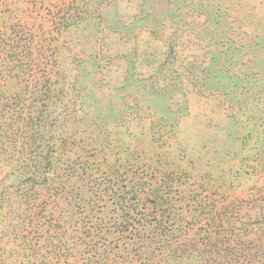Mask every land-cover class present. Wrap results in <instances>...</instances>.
Here are the masks:
<instances>
[{
  "label": "rangeland",
  "instance_id": "rangeland-1",
  "mask_svg": "<svg viewBox=\"0 0 264 264\" xmlns=\"http://www.w3.org/2000/svg\"><path fill=\"white\" fill-rule=\"evenodd\" d=\"M5 31L0 264H264V0H0ZM19 91L49 164L2 117Z\"/></svg>",
  "mask_w": 264,
  "mask_h": 264
},
{
  "label": "trees",
  "instance_id": "trees-1",
  "mask_svg": "<svg viewBox=\"0 0 264 264\" xmlns=\"http://www.w3.org/2000/svg\"><path fill=\"white\" fill-rule=\"evenodd\" d=\"M7 32L8 31L3 32L2 33V37L0 39V55L1 54L4 55L3 56V58H4L3 61L4 62H8V63L12 62V64L14 62V64H13L14 66H16V64L21 66V63H22V65L24 67L27 66V64L24 65V63L21 62V57H22L21 55L22 54L20 52H22V51L18 50L19 52L17 53V48H19L18 43H17V45L15 47L12 46L9 49H8V47L6 48L7 45L3 44V41L5 43L6 40H8V38H10V36L7 34ZM14 39H15V37H14ZM18 40H20V38ZM25 41H23V42H25ZM21 47H24V46L22 45ZM35 85L36 84H34V86ZM35 89H36L35 96L40 97L42 95V92L40 90L41 88L38 90V88L35 86ZM25 93L26 92L19 91V93L16 94V100H17L16 103H13V104L11 103V105L7 104L8 101H9V98L5 101L6 104L1 109V111H3L2 112V114H3L2 117L4 116L5 118H7L9 115L12 116L14 113H16V115H17V117L19 119L18 121L20 123H22L21 124L22 126L20 128H17V130H15V131H16V134H18L19 140L26 138V141H22L21 142L22 145L27 146L26 154H30L31 157H29V158H32L33 161L37 160L39 165L49 164L48 162L50 161V157H49L50 154H48L47 152L46 153H41L44 148L41 145L37 146V147L34 146V144H36V141H35L36 139L35 138L32 139V136L29 135V131L34 129V127L32 126L31 120L36 118V116L40 115V113H41V109H39L40 108V103H39L40 100H38V102H37L38 105H37V103L35 101V105L33 107H29L27 105V104H29V98L25 95ZM42 100L44 101V99H42ZM19 117H21V118H19ZM7 127L9 128V124L7 125ZM15 131L14 132L10 131L9 133L3 134V135L5 137L7 136L8 138H11L14 135ZM14 140H17V139H14ZM34 147H36V148H34ZM41 174L45 178L44 180H47L48 176L50 175V173L48 171H44V170L41 172ZM123 210L126 211L127 213H130V206H126V204H125V206L123 207ZM154 212L157 213V214H155V216L153 217V221H146L145 220L146 216L148 214H145V215L142 214L141 217H140V219L143 220L144 222H146V224H148V225H149V223H154L153 224L154 229H152V230H155V231L152 232L153 235H151L150 240L154 239L157 233L159 235H161L160 232L162 231V229L167 228V229L171 230L172 227H174L173 226L174 222L167 221L168 219L166 220L165 215H164V212H165L164 210H159L158 209L157 211H154ZM122 221L119 222V224H118L119 226L123 224ZM101 224L102 223L98 224L97 226L90 225L89 228L91 230L93 228L94 229L102 228ZM89 228H88V230L90 231ZM143 228H145V225H143ZM34 230L36 232V228ZM124 230H128L129 232H134V233L138 234V232H140L142 229H139L138 227H135L134 225H130V227H126ZM155 232H156V234H155ZM154 234H155V236H154ZM125 250L126 249H124V254L122 256V264H133L134 262L135 263L139 262L138 264H153L152 261H155L156 257H159L160 255L166 253V251H162V249H156V251H153V250L148 251L147 248L144 251H141V250L140 251H135V250L133 251L132 249H130L129 251H125ZM242 250H244V249L242 248ZM105 252H106V257L103 259L102 264H110V263H108L110 258L107 256L108 254L111 253L110 247H109L108 251H105ZM241 254H242V251L241 252L239 251L238 257ZM1 257H2V255L0 254V258ZM91 258H93L92 255H91ZM244 258L247 259L245 264H249L250 263L251 254L247 252L244 255ZM44 259H45V257L42 256V261L44 263H41V264H47L46 263L47 261L44 260ZM230 260H232V259H230ZM233 260H234L233 263H229L228 262V263H225V264H236V263L238 264L239 263V260L237 261V257L236 256L233 257ZM223 261L224 260L218 261V264H223L222 263ZM260 264H262V262H260Z\"/></svg>",
  "mask_w": 264,
  "mask_h": 264
}]
</instances>
